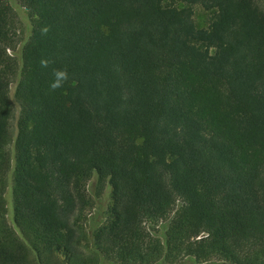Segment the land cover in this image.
<instances>
[{
    "label": "trees",
    "instance_id": "obj_1",
    "mask_svg": "<svg viewBox=\"0 0 264 264\" xmlns=\"http://www.w3.org/2000/svg\"><path fill=\"white\" fill-rule=\"evenodd\" d=\"M158 263L264 264V8L0 0V264Z\"/></svg>",
    "mask_w": 264,
    "mask_h": 264
},
{
    "label": "rangeland",
    "instance_id": "obj_2",
    "mask_svg": "<svg viewBox=\"0 0 264 264\" xmlns=\"http://www.w3.org/2000/svg\"><path fill=\"white\" fill-rule=\"evenodd\" d=\"M258 3L264 8V0H258ZM13 7L17 13V16H18V23H17L18 34L21 38H26L30 33V19H29L27 9L24 8L23 6H21L16 1H13ZM179 7H183V5L180 4ZM192 11H193V19H194L195 24L198 28H207L209 26V22H210L212 15L215 13L214 10H206L200 5L192 6ZM9 52L11 53V50H9ZM9 94H10V98H11L12 102L14 103V108H15V112H14L15 118L13 121V126H14V131H15L16 119H17V115L19 113V105L14 99V84H12L10 86V93ZM11 147L12 146H10V149H11ZM92 181H90L88 186L91 185ZM109 193H110V188L107 187L104 190V192L101 195V198L99 200V203L102 207H105V204L109 201ZM5 195H6L7 202H8V204H7V207H8L7 219H8V223L12 224V205H11L10 190H8ZM99 209H101V208L99 207ZM174 212H175V210L170 214V216L168 217L167 220H164V221L160 222L159 224H157L156 226L152 227L151 232L153 235H155L159 238H162L163 232L165 231L164 229L167 227L169 221L172 219ZM158 264H165V263H158Z\"/></svg>",
    "mask_w": 264,
    "mask_h": 264
},
{
    "label": "clouds",
    "instance_id": "obj_3",
    "mask_svg": "<svg viewBox=\"0 0 264 264\" xmlns=\"http://www.w3.org/2000/svg\"><path fill=\"white\" fill-rule=\"evenodd\" d=\"M43 63V62H42ZM46 66V64H44ZM56 79L54 82L50 85L52 89L60 88L63 85V82L68 79V73L66 70H57L54 73Z\"/></svg>",
    "mask_w": 264,
    "mask_h": 264
},
{
    "label": "flooded vegetation",
    "instance_id": "obj_4",
    "mask_svg": "<svg viewBox=\"0 0 264 264\" xmlns=\"http://www.w3.org/2000/svg\"><path fill=\"white\" fill-rule=\"evenodd\" d=\"M176 264H179V263H176ZM180 264H185V263H180Z\"/></svg>",
    "mask_w": 264,
    "mask_h": 264
}]
</instances>
